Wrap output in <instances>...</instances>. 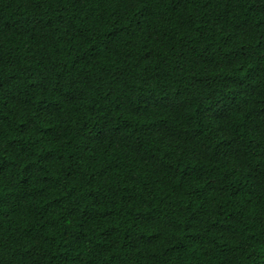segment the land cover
Here are the masks:
<instances>
[{"label": "trees", "instance_id": "1", "mask_svg": "<svg viewBox=\"0 0 264 264\" xmlns=\"http://www.w3.org/2000/svg\"><path fill=\"white\" fill-rule=\"evenodd\" d=\"M0 264H264V0H0Z\"/></svg>", "mask_w": 264, "mask_h": 264}]
</instances>
